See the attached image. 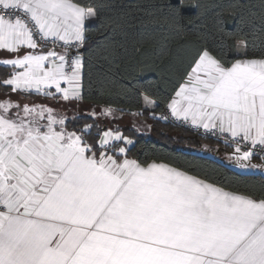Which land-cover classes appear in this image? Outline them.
Masks as SVG:
<instances>
[{
    "label": "crops",
    "instance_id": "obj_1",
    "mask_svg": "<svg viewBox=\"0 0 264 264\" xmlns=\"http://www.w3.org/2000/svg\"><path fill=\"white\" fill-rule=\"evenodd\" d=\"M0 4L20 6L46 33L80 42L74 52L53 49L37 66L39 81L23 82L16 71L48 49L35 46L20 26L0 22V64L13 68L8 96L41 94L50 81L48 94L78 99L87 10L70 0ZM69 56L76 62L72 75L65 73ZM5 99L0 95V109ZM17 105L13 100L9 108ZM169 107L196 125L264 144V59L224 69L204 54ZM7 121L22 147L0 149V205L12 212L0 216V264H264V201L163 163L111 156L98 162L84 145L26 135L20 119Z\"/></svg>",
    "mask_w": 264,
    "mask_h": 264
},
{
    "label": "trees",
    "instance_id": "obj_2",
    "mask_svg": "<svg viewBox=\"0 0 264 264\" xmlns=\"http://www.w3.org/2000/svg\"><path fill=\"white\" fill-rule=\"evenodd\" d=\"M70 1L87 10L77 101L134 115L151 125L149 134L134 127L115 128L120 138L106 147L101 139L108 127L97 118L81 115L65 121L64 129L80 137L86 155L98 162L111 156L142 166L163 163L226 191L264 201L263 175L240 173L195 152L205 147L238 150L161 118L204 54L224 69L241 59H264V0ZM239 42L245 45L241 52ZM12 76L13 68L0 64V95L6 98L12 90L5 82ZM12 97L35 103L36 98L61 96L22 91Z\"/></svg>",
    "mask_w": 264,
    "mask_h": 264
},
{
    "label": "rangeland",
    "instance_id": "obj_3",
    "mask_svg": "<svg viewBox=\"0 0 264 264\" xmlns=\"http://www.w3.org/2000/svg\"><path fill=\"white\" fill-rule=\"evenodd\" d=\"M240 52L245 49L243 42H239ZM42 49V48H41ZM40 57L33 60L32 66L26 70H18L16 74L19 80H34L36 78L37 66H40L44 63V58L47 55L53 54V49L42 50ZM37 82V78L35 79ZM40 80H47L42 78ZM39 81V80H38ZM43 82V81H42ZM22 84V82H21ZM46 89H44L41 94L47 95L50 92V85L52 82H45ZM62 91V90H56ZM42 98V97H40ZM36 98L37 102L33 103L34 99H26L23 101L13 99L12 96L6 98L1 106L0 113L4 114L5 119H20L22 124V132L25 130V134H29L31 131L32 134L37 135L45 134L48 137H57L65 140V144L69 147H81L83 143L80 137L69 130L64 129V123L67 120L76 118L81 115H88L97 118L100 121L101 125H105L108 129L103 133L101 144L108 141V136H115V128H128L134 127L141 133L149 134L151 132V125L148 120L140 119L136 116L120 114L114 112L113 109L105 107H92L88 104H82L77 101L76 97H65L64 93L60 98ZM14 100L15 105L19 108L10 109L9 106L12 105ZM14 117V118H13ZM1 118V117H0ZM2 119V118H1ZM0 119V149L8 148L9 146L19 150L22 147L21 138L17 136L18 134L13 135V131L10 127L11 122L5 120L2 122ZM117 126H116V125ZM17 127V125H14ZM18 133V131L16 132ZM116 138H120L119 134H116ZM19 137V139H18ZM38 137V136H37ZM35 138V137H33ZM129 139L125 140L127 144L130 143ZM20 141V142H19ZM19 142V144H18ZM59 142V141H58ZM113 141H110L111 145ZM108 145V146H109ZM225 145V144H224ZM107 147V146H106ZM196 153L208 155L227 166L235 169L240 173L248 174H260L264 176V161L257 159H252V156L246 153L239 151L226 152L220 151L218 147L208 148L205 147L201 150H195ZM11 160V159H10ZM12 161V160H11ZM9 161V163L11 162ZM13 165H11L12 167ZM14 168L19 172V170L14 165ZM14 174L15 172L11 170ZM19 189V188H18Z\"/></svg>",
    "mask_w": 264,
    "mask_h": 264
},
{
    "label": "built area",
    "instance_id": "obj_4",
    "mask_svg": "<svg viewBox=\"0 0 264 264\" xmlns=\"http://www.w3.org/2000/svg\"><path fill=\"white\" fill-rule=\"evenodd\" d=\"M0 22H6L13 26H20L30 35L32 43L42 49L74 52L77 50L76 48L80 43L77 39H63L55 34L46 33L41 24L35 21L30 13L20 6L7 7L0 4ZM75 66V60L69 56L65 63V73L67 75H72ZM161 118L165 122L174 124L182 129L192 131L198 135L211 137L242 153L264 160V144L243 140L215 128H206L201 125H196L172 112L170 107L165 110ZM109 144V142H103V145L105 146H108ZM11 213V210L0 205V216Z\"/></svg>",
    "mask_w": 264,
    "mask_h": 264
},
{
    "label": "water",
    "instance_id": "obj_5",
    "mask_svg": "<svg viewBox=\"0 0 264 264\" xmlns=\"http://www.w3.org/2000/svg\"><path fill=\"white\" fill-rule=\"evenodd\" d=\"M82 51H83V48H81L80 52L82 53Z\"/></svg>",
    "mask_w": 264,
    "mask_h": 264
}]
</instances>
